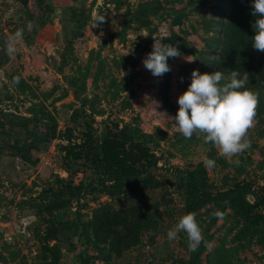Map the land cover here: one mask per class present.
Segmentation results:
<instances>
[{
  "label": "rangeland",
  "instance_id": "1",
  "mask_svg": "<svg viewBox=\"0 0 264 264\" xmlns=\"http://www.w3.org/2000/svg\"><path fill=\"white\" fill-rule=\"evenodd\" d=\"M252 10L253 0H0V264H264V52L252 47ZM161 36L182 56L156 77L143 61ZM194 69L248 72L259 93L238 166L176 130ZM189 212L211 247L168 239Z\"/></svg>",
  "mask_w": 264,
  "mask_h": 264
},
{
  "label": "clouds",
  "instance_id": "2",
  "mask_svg": "<svg viewBox=\"0 0 264 264\" xmlns=\"http://www.w3.org/2000/svg\"><path fill=\"white\" fill-rule=\"evenodd\" d=\"M252 15L256 17L252 25L256 33L251 37L252 47L264 52V0H253ZM94 19V26H98L105 18L98 16ZM29 27L31 28V24ZM21 37V31L10 37L7 48L9 55L16 50L14 41L20 40ZM166 38L153 37V50L143 61L144 67L156 77L171 70L167 62L169 57L182 56L178 46L163 43ZM185 59L188 62L193 60L189 57ZM191 75V84L179 96V110L175 117H172L176 130L185 139H191L194 134L198 137L203 136L204 143L211 144L229 163L238 166L240 164L238 157L251 147L248 134L256 123L259 93L246 87L249 82L248 72L241 76L238 70L233 69L225 76L220 70L201 73L194 69ZM203 163L206 168L216 166V161L210 158H205ZM212 215L218 220H223L225 213L216 210ZM181 232L186 233L191 251L198 250L202 243L206 247H211L210 242L205 241L203 229L195 213L189 212L181 216L168 230L167 237L170 241H175Z\"/></svg>",
  "mask_w": 264,
  "mask_h": 264
},
{
  "label": "trees",
  "instance_id": "3",
  "mask_svg": "<svg viewBox=\"0 0 264 264\" xmlns=\"http://www.w3.org/2000/svg\"><path fill=\"white\" fill-rule=\"evenodd\" d=\"M105 154H106V153L103 151V154H102V155H103L104 158L107 157V154H106V155H105ZM109 158H110V157H109ZM110 159H111V158H110ZM102 163H105V161L102 160ZM147 180H148V181H152V178H148ZM247 205H249V203H247ZM245 216H246L247 219H253V217H254V216H249V215H247V214H245Z\"/></svg>",
  "mask_w": 264,
  "mask_h": 264
}]
</instances>
